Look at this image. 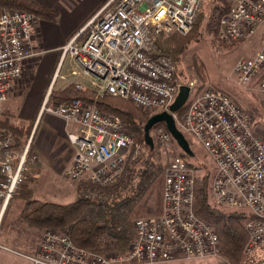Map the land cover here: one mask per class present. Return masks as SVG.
I'll list each match as a JSON object with an SVG mask.
<instances>
[{
    "label": "built area",
    "instance_id": "2783aa9c",
    "mask_svg": "<svg viewBox=\"0 0 264 264\" xmlns=\"http://www.w3.org/2000/svg\"><path fill=\"white\" fill-rule=\"evenodd\" d=\"M223 1L228 6L218 10L215 24L220 43L248 40L264 26V0ZM201 8V0H108L64 46L54 76L69 55L78 67L71 76L90 80V86L76 83V89L130 100L146 113L166 112L180 84L175 66L153 54L155 43L173 33L190 32ZM38 24L27 13L3 11L0 16V117L23 63L33 57L31 43ZM233 74L244 86L257 80L264 92V39L253 58L235 64ZM41 113L73 128L67 134L73 151L67 171L71 181L84 180L100 190L112 188L127 156L140 148L119 118L101 113L94 104L78 99L50 104L46 97ZM173 117L178 130L193 135L216 164L210 186L213 201L248 212L244 227L249 242L244 254L263 248L264 128L259 120L218 90H206L191 100L183 117ZM155 138L164 149L172 140L161 128ZM14 144L9 132L0 131V223L12 194L38 158L30 150V141L19 151ZM194 183V172L185 160L173 156L163 173L160 214L133 221L134 236L127 249L106 256L90 254L75 248L64 235L47 231L39 253L27 259L31 264H169L217 258V235L193 212ZM83 196L90 201L106 200L102 193ZM244 264H264V260Z\"/></svg>",
    "mask_w": 264,
    "mask_h": 264
},
{
    "label": "trees",
    "instance_id": "16d2710c",
    "mask_svg": "<svg viewBox=\"0 0 264 264\" xmlns=\"http://www.w3.org/2000/svg\"><path fill=\"white\" fill-rule=\"evenodd\" d=\"M4 9L32 14L42 21L53 22L57 19L55 10L44 7L36 0H0V16ZM206 24L210 22L201 10L190 32L185 35L173 33L157 41L153 54L167 59L176 68L180 57L198 40ZM213 33L217 37L216 29ZM196 69L201 72L199 66ZM52 98L59 102L78 99L89 105L94 104L103 114L119 118L124 129L144 147V151L140 157L126 159L122 174L112 188L100 190L82 183L80 187L84 194L89 191L102 193L106 198L103 202L79 198L67 204H57L41 202L32 198L31 193H23V223L32 229L64 235L75 248L90 254L122 252L128 248L134 236L132 224L137 215L135 209L144 203L150 190L160 183L164 173L165 165L157 144L153 141L154 147L151 149L144 142V125L151 113L140 110L130 100L106 93L98 96L93 90H78L74 84L68 85L61 92L52 93ZM187 107L188 105L184 106L176 116L183 117ZM251 111L257 117H262L255 107ZM32 128L33 124L19 126L12 123L5 125L3 121L0 123V130L10 132L16 138L17 147L24 143ZM188 167L196 173L191 165L188 164ZM209 191L207 176H196L193 189L194 215L209 224L217 235L221 247L219 256L229 264H243L245 248L249 242V235L244 228L248 214L240 210L221 209L214 204Z\"/></svg>",
    "mask_w": 264,
    "mask_h": 264
},
{
    "label": "rangeland",
    "instance_id": "374dc122",
    "mask_svg": "<svg viewBox=\"0 0 264 264\" xmlns=\"http://www.w3.org/2000/svg\"><path fill=\"white\" fill-rule=\"evenodd\" d=\"M202 1V8L206 14V18L208 19V22L210 24H206V26L203 28V31L198 38L185 52L184 54L180 57V61L178 66L176 67V79L180 86H188L190 87V94L188 97V100L186 102V105L189 106L191 103V100L195 99L197 96L201 95L203 92L206 90H218L224 94H226L228 97H230L237 105H239L244 111H246L248 114L253 115L257 120H259L261 126L264 128V124L262 123L264 119V92L259 88L257 80H254L248 84V86H244L243 83L239 82L236 79V76L233 74V67L235 64L241 60V59H251L253 58L260 50L262 41L264 39V26L261 27L257 33L250 39L248 40H242L233 45L232 44L224 45L219 42L218 38L215 36L213 33L215 31V24H216V19H217V12L221 7H226L228 6L227 3H225L223 0H201ZM108 2V1H107ZM106 2V3H107ZM105 3V4H106ZM104 4V5H105ZM103 5V6H104ZM102 6V7H103ZM101 7V8H102ZM100 8V9H101ZM200 10V11H201ZM4 11H15L19 12L17 10H11V9H4ZM98 12V11H97ZM96 12V13H97ZM25 14V12H22ZM28 14V13H27ZM32 15V14H31ZM35 16V15H33ZM36 17V16H35ZM36 19L39 20V24L36 26L40 25V18L36 17ZM37 28L34 32V37L37 32ZM33 37V38H34ZM33 41V40H32ZM236 43V42H235ZM234 44V43H233ZM32 46V43H31ZM26 62V61H25ZM24 62V63H25ZM23 63V64H24ZM63 65V69L59 70V73L56 76H53L52 82L44 96L42 105L48 97V103L53 104V103H61L59 101H56L52 98V93H58L55 89H53L55 80L57 81V89H60L63 85L65 84H71L75 83V81L80 82L83 86H90L89 82L90 80L88 78L84 79L81 76H67V72H69L70 67L72 69H77L78 67L75 65V63L72 62L70 59V56L67 55L64 59V61L61 64V67ZM23 66V65H22ZM196 66H199L201 68V72L196 69ZM23 69V67H22ZM56 72V71H55ZM55 74V73H54ZM71 75V74H70ZM22 77L21 76L17 79L16 82H18ZM60 80H65L60 81ZM15 82V83H16ZM70 82V83H68ZM13 84V87L15 85ZM75 85V84H74ZM86 89V88H85ZM13 88L11 89V91ZM79 90V89H78ZM82 90V89H80ZM9 92V94L11 93ZM6 103V102H5ZM4 103V105H5ZM42 105L40 108V114L42 115H47L46 113H41L42 110ZM255 107L257 111L262 115V117H257L254 112L251 111V108ZM161 110H155L151 113L152 115L160 113ZM51 116V115H50ZM40 117V116H39ZM259 118V119H258ZM3 121V124L8 125L9 123H14L13 120L10 121L8 120L7 117L4 115V106L2 109V114L0 117V123ZM25 121H21L19 123H14L17 125H22L24 124ZM164 129L165 125L163 123H159L155 125L151 131V137L155 144H157V148L162 155L163 163L166 167L167 162L169 158L173 156H180L182 157L185 162L189 165H191L194 169H196V173H194L195 177L200 175V176H207L208 179V185L211 186L213 182V178L215 176L217 167L212 158L207 154L206 150L196 141V139L191 135L190 133L186 131H182V134L184 135L185 139L187 140L190 149L192 150L194 157H188L186 155H183L181 150L178 148L176 142L174 140H171L169 143V147L164 149L161 146L158 145L156 138H155V131L158 129ZM2 134H6L8 132L4 130H0ZM36 132V125L33 122V128L26 137L24 143L17 147V140L16 138L11 134V136L14 139V149L15 151H19L27 142L30 141V150L33 152V154L37 155V153L34 151L33 148V140H34V135ZM261 132H263L261 130ZM133 138V136L131 135ZM134 140V138H133ZM135 144L139 145L140 148L138 150V153H131L127 156L128 157H140L143 154L144 147L137 143L134 140ZM133 158V159H134ZM38 162V158L36 159L35 164L32 166L31 170L36 167V164ZM72 164V161H71ZM71 166V165H70ZM125 166V165H124ZM164 167V170H165ZM31 170L29 173L25 175L24 183L20 186L19 189H17L13 194L11 199L8 202V206L5 209V212L3 214V218L0 223V237L4 235H8L11 233L12 228H13V223H11L9 229V220L12 215V211L14 207L12 205H17V206H22V210L19 213L18 211V218L19 221L23 223L22 220V211L24 207V202H23V193H31L32 198L35 200L39 199L38 201H46V202H52V203H59V204H66L71 202L69 200V195L66 197H62L61 193L63 190H58L54 186L52 188H48L50 185H44L41 188H38V191L35 189H31V187L28 184V176L31 173ZM67 176V173L66 175ZM68 178V177H67ZM64 183V188L68 191V194L72 193L73 190L75 189L77 191V196H75V201L79 200V197L82 196L84 198V192L81 191V185L82 183L88 184L86 181L82 180L79 182L71 181L69 178L68 180L65 181ZM76 184H79V187H75ZM89 185V184H88ZM162 190H163V175L161 178L160 183L158 182L152 189L150 190V193L148 194V197L144 201V203L140 204L135 210H136V216H134L133 220L137 219H143V218H148L153 215L156 216V214L161 211V206H162ZM90 192V191H89ZM210 192V191H209ZM19 193V194H18ZM39 193H43V196H40ZM18 194V195H17ZM86 194V193H85ZM17 195V196H15ZM15 196V197H14ZM19 201L22 202L23 205L17 204ZM213 201V199H212ZM214 204L221 209H225L227 211H234L231 208L227 206H220L213 201ZM1 204V202H0ZM243 211V210H240ZM16 212V211H15ZM246 212V211H244ZM248 214V212H246ZM14 225L17 227V224L14 223ZM25 225V224H24ZM26 226V225H25ZM27 228L34 230L35 233L40 235V242H39V247L38 250L34 255H37L40 251V247L42 242L44 241V238L48 235L49 232L46 230H36L32 229L28 226ZM245 228V227H244ZM2 235V236H1ZM58 236V235H57ZM221 249V247H220ZM220 251V250H219ZM220 254V253H219ZM100 256V255H99ZM106 256V255H104ZM264 260V247L256 250L252 254L245 255V263H256L259 261ZM208 262L207 264H229L227 263L222 257H217L216 259H207V260H192L189 262H186L188 264H201L204 262ZM91 261H87L85 264H90ZM113 264H124V263H113ZM170 264V263H169ZM173 264V263H171ZM244 264V263H243Z\"/></svg>",
    "mask_w": 264,
    "mask_h": 264
},
{
    "label": "crops",
    "instance_id": "0c3cea01",
    "mask_svg": "<svg viewBox=\"0 0 264 264\" xmlns=\"http://www.w3.org/2000/svg\"><path fill=\"white\" fill-rule=\"evenodd\" d=\"M36 1L48 9L55 10L57 19L53 22L41 20L32 41L33 57L23 64L22 77L15 83L13 90L8 95L4 105V115L8 120H13L14 123L25 121L24 124H33L34 122L36 125L33 148L38 155V162L27 177L28 183H31L28 184L31 189L38 191V188L45 184L50 185L48 188L54 186L58 190H63L60 192L62 197L69 195V200L73 202L75 196L78 195L77 191L74 189L72 193L68 194L64 188V183L68 180L65 175L70 168L73 153L67 140V134L73 128L53 116H41L40 108L57 66L62 59L64 46L108 0ZM72 62L74 63L73 60ZM62 69L63 65L60 68V73ZM72 70L75 69L70 67L67 76H71ZM78 76L86 79L82 75ZM57 81L55 80L53 86L57 92L63 91L70 85L65 84L57 89ZM60 81L66 82L65 80ZM76 83L81 84L75 81L74 84ZM75 187H79V184H76ZM39 195L43 196V193H39ZM17 204L23 205L21 201ZM12 207L14 209L8 225L11 230L10 225L13 223L12 231L10 234H3L0 237V245L4 247L0 248V264H31L27 257L33 256L38 250L40 235L17 220L20 219L18 214L21 212L22 206L12 205ZM159 214L160 211L156 216ZM14 223L17 224V227ZM186 262L189 261L173 264H188ZM207 263L206 261L201 264Z\"/></svg>",
    "mask_w": 264,
    "mask_h": 264
},
{
    "label": "water",
    "instance_id": "95a60500",
    "mask_svg": "<svg viewBox=\"0 0 264 264\" xmlns=\"http://www.w3.org/2000/svg\"><path fill=\"white\" fill-rule=\"evenodd\" d=\"M189 94L190 87L185 85L180 86L173 103L169 107V110L152 115L144 125V142L151 149H153L154 143L150 131L155 125L163 123L165 125L166 131L170 134L172 140L176 142L181 152L188 157H194L187 140L185 139L182 132L178 130L173 117V115H176L180 110H182L188 100Z\"/></svg>",
    "mask_w": 264,
    "mask_h": 264
}]
</instances>
